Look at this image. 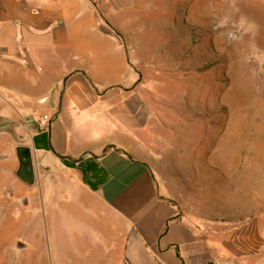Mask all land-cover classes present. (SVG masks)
Returning <instances> with one entry per match:
<instances>
[{
    "label": "crops",
    "instance_id": "0c3cea01",
    "mask_svg": "<svg viewBox=\"0 0 264 264\" xmlns=\"http://www.w3.org/2000/svg\"><path fill=\"white\" fill-rule=\"evenodd\" d=\"M107 2L0 0V264H264L258 219L203 229L162 192L157 114Z\"/></svg>",
    "mask_w": 264,
    "mask_h": 264
},
{
    "label": "rangeland",
    "instance_id": "374dc122",
    "mask_svg": "<svg viewBox=\"0 0 264 264\" xmlns=\"http://www.w3.org/2000/svg\"><path fill=\"white\" fill-rule=\"evenodd\" d=\"M103 1L157 114L162 192L203 229L264 230V0Z\"/></svg>",
    "mask_w": 264,
    "mask_h": 264
},
{
    "label": "water",
    "instance_id": "95a60500",
    "mask_svg": "<svg viewBox=\"0 0 264 264\" xmlns=\"http://www.w3.org/2000/svg\"><path fill=\"white\" fill-rule=\"evenodd\" d=\"M20 155H22V162L18 171V176L26 182H30V177L33 174V163L31 160L30 151L27 148L19 149Z\"/></svg>",
    "mask_w": 264,
    "mask_h": 264
}]
</instances>
